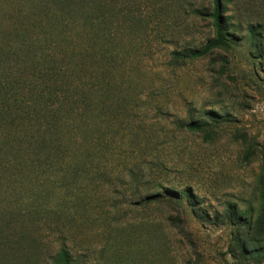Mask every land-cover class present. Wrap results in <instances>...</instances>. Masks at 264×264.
Listing matches in <instances>:
<instances>
[{
  "label": "rangeland",
  "instance_id": "374dc122",
  "mask_svg": "<svg viewBox=\"0 0 264 264\" xmlns=\"http://www.w3.org/2000/svg\"><path fill=\"white\" fill-rule=\"evenodd\" d=\"M226 6L233 37L202 58L174 62L168 57L172 46L149 33L131 46L132 57L123 63L124 87L129 88L126 99H138L141 110L118 129L108 128L105 138L111 146L100 155L97 172L86 179H76L73 169L64 173L68 161L83 157L77 152L69 157L73 146L53 157L50 166L37 149L22 151L18 159L10 150L0 151V201L19 208L36 200L38 190L43 196L37 203L53 209L55 216L60 213L70 229L65 236L44 226L52 251L65 245L83 264H264V0H231ZM3 11L0 74L16 78L20 103L28 108L26 81L31 76L15 53L17 24L9 18L11 11ZM253 28L257 34L251 39ZM189 30L197 47L214 35L209 21H194ZM131 75L134 83L128 85ZM207 109L215 111L209 139L203 140L206 131L177 129V118L196 117ZM24 114L21 131L34 121ZM12 134L21 138L19 129ZM7 136L0 127V143ZM136 136L157 140L143 155L163 161V167H152L150 175L179 189L180 201L135 204L131 186L117 181L122 167L137 159ZM26 158H32L29 169ZM63 177L74 181L73 192L66 191ZM232 205L252 210L245 220L251 226L248 234L247 223L228 222ZM118 226L124 230H114Z\"/></svg>",
  "mask_w": 264,
  "mask_h": 264
},
{
  "label": "trees",
  "instance_id": "16d2710c",
  "mask_svg": "<svg viewBox=\"0 0 264 264\" xmlns=\"http://www.w3.org/2000/svg\"><path fill=\"white\" fill-rule=\"evenodd\" d=\"M230 1L0 0V8L8 14L11 11L9 18L17 24L14 32L18 52L15 53H19L31 76L26 81L29 106L23 108L16 78L0 74V127L8 132L0 143V151L10 150L18 159L22 151L30 153L37 149L50 166L53 157L61 156L73 146L67 151L69 157L75 158L76 152L83 157L70 165L68 161L64 173L73 169L76 179H86L90 173L97 172L100 155L111 146V141L105 138L108 128L118 129L121 121L141 110L138 99L133 103L126 99L129 88L124 87L123 63L126 57H132L131 46L142 42L149 33L172 46L168 57L174 62L184 63L209 55L216 46L229 43L233 37L231 18L226 15ZM197 20L209 21L214 33L201 47L189 39L190 25ZM250 34L253 39L257 30L251 29ZM131 81L133 84L132 75L128 85ZM23 111L28 122L34 121L21 131L19 118L25 116ZM211 122L215 123V111L207 109L196 117L188 114L186 118H177L176 127L179 131H206L203 140H207ZM18 129L20 139L12 134ZM133 143L137 159L122 167L123 175L117 180L131 186L129 197L133 203L180 201L179 189L165 187L161 179L150 175L152 167H163V161L143 155L151 143L158 144L157 140L136 136ZM24 166L31 168L32 158H26ZM66 180V191H72L74 181ZM184 193L188 196V191ZM42 196L36 190L33 193L36 200L19 208L0 201V264H44L45 260L48 264H83L65 245L56 251L50 249L43 236L44 226L53 231L62 230L65 236L70 229L62 224L58 210L59 216H55L53 209L37 203ZM261 197L260 211L264 214V190ZM248 211L230 206L228 222L245 226L247 213L252 214V210ZM247 225L248 234L251 226L249 222ZM114 230L124 228L118 226Z\"/></svg>",
  "mask_w": 264,
  "mask_h": 264
}]
</instances>
